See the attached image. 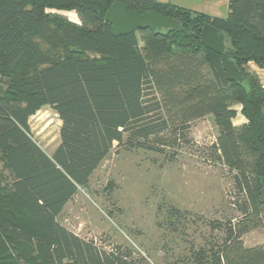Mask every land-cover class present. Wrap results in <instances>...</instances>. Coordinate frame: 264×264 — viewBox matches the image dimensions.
<instances>
[{
  "label": "trees",
  "instance_id": "obj_1",
  "mask_svg": "<svg viewBox=\"0 0 264 264\" xmlns=\"http://www.w3.org/2000/svg\"><path fill=\"white\" fill-rule=\"evenodd\" d=\"M115 1L156 10L183 30L115 35L105 21ZM49 10H74L81 23ZM206 24L224 34L242 82L205 47ZM250 62L264 67V0H229L226 17L156 0H0V158L8 170L0 173V264H140L130 249L101 248L58 217L115 142L172 162L192 142L191 123L208 114L219 130L210 150L234 171L240 215L209 220L223 236L193 247L181 263L264 264V243L243 238L264 227V85ZM235 103L246 118L240 124ZM46 105L62 121L53 156L29 123ZM187 214L168 210L180 222Z\"/></svg>",
  "mask_w": 264,
  "mask_h": 264
},
{
  "label": "rangeland",
  "instance_id": "obj_2",
  "mask_svg": "<svg viewBox=\"0 0 264 264\" xmlns=\"http://www.w3.org/2000/svg\"><path fill=\"white\" fill-rule=\"evenodd\" d=\"M206 0H181L180 3H204ZM80 24L74 10H49ZM227 11H225V14ZM226 17V15H225ZM92 56L99 55L89 53ZM264 85V67L249 63ZM1 76V74H0ZM235 124L246 118L241 105ZM31 136L53 156L60 143L61 119L51 106L41 107L29 119ZM218 127L212 114L190 125L191 144L180 149L176 160L143 148H114L66 204L58 220L80 237L106 250L123 246L132 251L140 264H183L190 250L223 236L211 230L208 221L236 220L238 192L234 189V171L215 159L210 146L216 141ZM0 173L8 170L0 158ZM187 211L178 221L168 215L169 207ZM173 223H176L175 229ZM244 235L247 246L264 243V227Z\"/></svg>",
  "mask_w": 264,
  "mask_h": 264
},
{
  "label": "water",
  "instance_id": "obj_3",
  "mask_svg": "<svg viewBox=\"0 0 264 264\" xmlns=\"http://www.w3.org/2000/svg\"><path fill=\"white\" fill-rule=\"evenodd\" d=\"M105 21L111 24L112 32L115 35L138 32L147 28L152 30H162L163 28L183 30L180 22L172 17L163 15L156 10L140 13L137 10L129 9L122 1H115L110 6L105 15ZM201 40L205 47L221 55L223 68L228 78L235 82H242L243 74L230 57L231 50L226 48L224 34L215 26L206 24L202 30ZM262 184L264 190V178Z\"/></svg>",
  "mask_w": 264,
  "mask_h": 264
},
{
  "label": "crops",
  "instance_id": "obj_4",
  "mask_svg": "<svg viewBox=\"0 0 264 264\" xmlns=\"http://www.w3.org/2000/svg\"><path fill=\"white\" fill-rule=\"evenodd\" d=\"M156 1L172 3L180 7H185L197 12H203L212 16L225 17V15L227 16L228 14L229 0H206V2L204 3H192L194 6H191L187 3H180L181 0H156ZM225 11H227L226 14ZM249 233H246L245 235Z\"/></svg>",
  "mask_w": 264,
  "mask_h": 264
}]
</instances>
